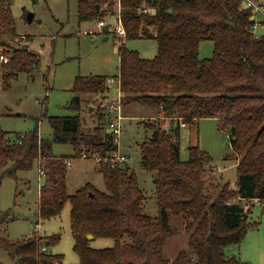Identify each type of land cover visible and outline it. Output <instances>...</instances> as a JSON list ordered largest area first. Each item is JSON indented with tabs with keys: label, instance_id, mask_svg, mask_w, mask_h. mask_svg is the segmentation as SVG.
Returning <instances> with one entry per match:
<instances>
[{
	"label": "trees",
	"instance_id": "16d2710c",
	"mask_svg": "<svg viewBox=\"0 0 264 264\" xmlns=\"http://www.w3.org/2000/svg\"><path fill=\"white\" fill-rule=\"evenodd\" d=\"M142 1L121 0L123 36L152 35L157 53L143 57L138 50L121 45L116 77L124 104L138 100L157 107L155 120L143 122L151 134L140 143L142 166L155 171L157 215L144 212L145 195L127 161L97 162L104 190L87 182L68 192L69 157L55 155L53 142L72 143L75 155L90 151L105 156L117 147L108 127L99 123L85 130L78 114L49 116L51 138L37 128L10 137L0 127V183L3 176L17 179L19 170L39 163L44 176L39 188L40 217L58 214L67 200L71 202L73 249L79 259L69 264H244L225 248L244 238L252 224L248 212L253 200L264 203V34L255 36L250 30L253 11L244 0ZM113 3L77 0L79 20H99L104 11H112ZM10 7V0H0V44L10 49L0 69L5 88L26 64L38 63L37 54L27 46L12 47L8 42L16 36ZM204 39L213 42L209 57L199 55ZM106 78L76 76L70 107L79 109V92H107ZM103 109L100 104L97 110L111 115ZM201 117L217 119L238 158L236 187L226 181L213 196L204 188L209 154L191 144L188 158L180 157L179 119L187 125ZM166 118L168 130L161 125ZM170 213L190 218L188 248L180 249L172 260L163 253L173 233L167 221ZM8 214H0V248L12 256L14 264H61V255L47 248L58 234L43 238L32 232L11 239L3 228ZM88 233L111 237L115 243L93 247Z\"/></svg>",
	"mask_w": 264,
	"mask_h": 264
},
{
	"label": "rangeland",
	"instance_id": "374dc122",
	"mask_svg": "<svg viewBox=\"0 0 264 264\" xmlns=\"http://www.w3.org/2000/svg\"><path fill=\"white\" fill-rule=\"evenodd\" d=\"M10 1L16 36L8 42L12 47L15 44L27 46L37 54L38 63H28L21 68L7 88L2 86L0 76V127L8 131L10 137L37 128L42 136L51 138L53 128L49 116L78 114L85 130H90L99 123L110 129L109 121L116 114L111 109L112 105H120V110L116 108L121 114L119 149L127 155V163L145 195L144 212L156 216L155 171L142 166L140 143L151 134L143 122L155 120L152 118L157 115V107L138 100L124 104L117 84L109 86L110 89L104 94L79 92V109L69 105L76 93L73 89L76 76L97 74L116 77L119 74L121 45L138 50L143 57H152L157 53L156 39L152 35L125 39L114 29V16L110 17L106 11L101 17L107 21L105 31L97 25V18L79 20L77 0ZM29 12L33 13L31 20L27 17ZM153 30L154 28H150V31ZM9 51L8 44H0V54L8 56ZM212 51V40L204 39L200 42V57H209ZM1 66L0 61V69ZM100 104L105 107L102 112L107 113L109 110L111 115L99 113L97 109ZM191 144L199 145L210 156L206 161L203 177L204 188L211 196L216 195L226 181L230 186L236 187L237 154L231 147L228 132L218 127L215 117H201L180 128L182 159L188 158L187 147ZM52 151L55 155L67 156L71 160L66 174L69 193L87 182L97 189H105L94 152H85L88 156L84 158L83 151L78 155L74 154L72 143L57 141L52 143ZM17 173V179L5 175L0 183V214L9 212L3 222L5 235L16 239L32 232L43 238L58 234V239L47 244L48 250L61 255V264L77 262L79 256L73 249L71 202L67 200L58 214L41 218L39 188L44 176L40 172L39 163L35 161L31 168L21 169ZM189 220L182 213L168 214L167 221L173 228V233L167 237L163 246L164 256L168 259L172 260L180 249L188 248L189 232L186 225ZM248 221L252 224L241 242L227 246L225 251L237 255L244 264H264V203L253 200ZM89 243L93 247H105L113 245L115 240L111 237L93 236ZM0 261L14 264L12 256L2 248Z\"/></svg>",
	"mask_w": 264,
	"mask_h": 264
},
{
	"label": "built area",
	"instance_id": "2783aa9c",
	"mask_svg": "<svg viewBox=\"0 0 264 264\" xmlns=\"http://www.w3.org/2000/svg\"><path fill=\"white\" fill-rule=\"evenodd\" d=\"M113 5L115 6V11H106L108 12L109 16L115 19L116 21V26L115 30L117 33L124 35L125 34V29L122 25L121 21V15H120V8H121V0H113ZM246 6L252 9V20L253 23L250 26V30L253 32L255 36H260L261 34H264V0H244ZM107 24V21L103 19H99L97 22V25L100 27H103ZM8 57L4 54H0V61L2 63L7 62ZM113 83H117L119 87V78L118 77H108L106 78V84L111 86ZM121 100V99H120ZM121 103V102H120ZM116 108L120 110V105L117 107L112 105V110L116 112L115 118L111 121H109V127L110 131L113 133V142L117 145L116 149H114L112 152L105 156L99 155V153H94V158L96 161H128V157L126 154L121 153L119 149V138H120V132H121V125H120V118L121 114L116 111ZM161 118H164L161 116ZM169 118L164 119L161 123L162 127L166 130L170 128V124L168 122ZM179 124L181 127L186 126L185 122L179 119ZM85 152H90V151H83L82 157L86 158L88 155ZM92 153V152H90ZM88 153V154H90ZM67 164L70 163L69 159L66 161ZM41 174H43V171L40 170ZM255 201H258L257 199H254ZM42 249L45 250L46 247L42 246Z\"/></svg>",
	"mask_w": 264,
	"mask_h": 264
},
{
	"label": "water",
	"instance_id": "95a60500",
	"mask_svg": "<svg viewBox=\"0 0 264 264\" xmlns=\"http://www.w3.org/2000/svg\"><path fill=\"white\" fill-rule=\"evenodd\" d=\"M168 11L171 12L172 9H169ZM32 16H33V13H32V12H29V13L27 14V17H28L29 20L32 19ZM250 18H252V15L250 16ZM91 109H92V107H91ZM87 237L90 238V237H93V235H92L91 233H88V234H87Z\"/></svg>",
	"mask_w": 264,
	"mask_h": 264
},
{
	"label": "crops",
	"instance_id": "0c3cea01",
	"mask_svg": "<svg viewBox=\"0 0 264 264\" xmlns=\"http://www.w3.org/2000/svg\"><path fill=\"white\" fill-rule=\"evenodd\" d=\"M97 22H98V21H97ZM106 26H107V24L103 27V28H104V29H103L104 31H105V29H106ZM113 84H117V83H113ZM117 85H118V84H117ZM110 87H111V86H110ZM110 87L108 88V90L110 89ZM120 92H121V91H120ZM121 95H122V93H121ZM121 95H120V96H121ZM156 114L158 115V111H156ZM154 115H155V114H154ZM154 115H153V116H154ZM157 115L154 116V117H157ZM183 127H185V126H183ZM69 161H70V163H71V160H69ZM70 163H69V164H70ZM69 164H68V165H69Z\"/></svg>",
	"mask_w": 264,
	"mask_h": 264
}]
</instances>
